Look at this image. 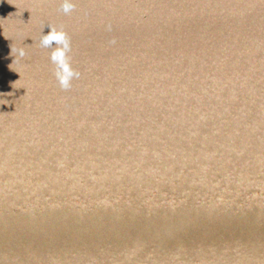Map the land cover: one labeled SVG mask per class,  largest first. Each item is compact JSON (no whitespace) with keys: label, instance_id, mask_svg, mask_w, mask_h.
<instances>
[{"label":"water","instance_id":"95a60500","mask_svg":"<svg viewBox=\"0 0 264 264\" xmlns=\"http://www.w3.org/2000/svg\"><path fill=\"white\" fill-rule=\"evenodd\" d=\"M72 2L0 0V264H264V0Z\"/></svg>","mask_w":264,"mask_h":264},{"label":"clouds","instance_id":"9594fccd","mask_svg":"<svg viewBox=\"0 0 264 264\" xmlns=\"http://www.w3.org/2000/svg\"><path fill=\"white\" fill-rule=\"evenodd\" d=\"M75 5L72 0H60V11L65 15L70 14ZM50 31L42 35L41 47L49 49V60L53 65V75L61 90H69L72 82L79 78L80 73L71 63V40L62 27H49ZM23 56V50L19 51Z\"/></svg>","mask_w":264,"mask_h":264}]
</instances>
